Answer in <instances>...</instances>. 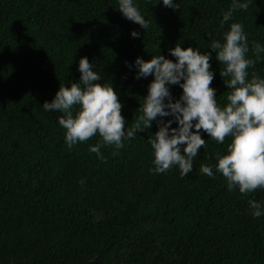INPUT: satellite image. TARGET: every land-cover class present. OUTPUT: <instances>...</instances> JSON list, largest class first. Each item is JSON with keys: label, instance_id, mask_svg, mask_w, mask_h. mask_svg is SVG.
I'll return each mask as SVG.
<instances>
[{"label": "trees", "instance_id": "trees-1", "mask_svg": "<svg viewBox=\"0 0 264 264\" xmlns=\"http://www.w3.org/2000/svg\"><path fill=\"white\" fill-rule=\"evenodd\" d=\"M239 2L248 9L221 28L232 0H173L178 9L134 0L149 21L144 32L119 0H0V264H264V215L254 217L248 204L264 206V189L244 195L215 168L213 177L200 172L231 137L219 144L201 131L206 144L187 176L178 167L155 173V120L117 155L101 147V160L89 150L99 135L69 149L61 113L42 106L60 84L79 83L86 56L100 83L118 93L131 127L154 79L136 78V58L175 61L169 50L178 44L211 52V87L223 107L228 90L211 41L240 23L250 48L264 46V0ZM248 71L264 78V53ZM168 87L174 100L182 94Z\"/></svg>", "mask_w": 264, "mask_h": 264}, {"label": "clouds", "instance_id": "clouds-1", "mask_svg": "<svg viewBox=\"0 0 264 264\" xmlns=\"http://www.w3.org/2000/svg\"><path fill=\"white\" fill-rule=\"evenodd\" d=\"M163 5L179 8L173 0H163ZM248 7L247 2L232 0L223 13L220 27L232 19L235 11H246ZM118 9L144 32L148 29L149 21L142 16L134 0H119ZM131 36L137 38L140 33L133 30ZM210 49L216 53L219 65H223L220 76L228 90L223 107L211 87L214 79L211 52L202 53L198 48H182L178 44L169 50L175 61L161 54L148 60L136 58V78L153 75L154 79L138 108L142 114L131 127H125L118 93L111 83H100L101 75L93 71V64L86 56L79 60V83L60 84L52 101H45L42 106L45 111L61 113L58 123L65 130L69 149L99 135L101 142L90 146L89 150L101 160H105L101 147L114 146L117 151L113 155H117L125 139L149 129L155 120L158 130L149 139L154 156V169L150 171L155 173L178 167L181 176H187L193 170L194 158L206 144L201 131L219 144L231 137L225 153L217 154L215 165L202 164L200 172L213 177L215 168L225 178L230 191L238 188L241 194L253 193L264 189V78L255 71L249 78L248 70L255 68L264 46L253 42L250 48L242 25L231 23L229 30L223 33V41L212 40ZM250 51L256 59L248 58ZM169 85H179L182 89L178 99H173ZM169 116L172 119H163ZM173 121L176 127H172ZM248 204L254 217L264 215L261 203L252 199Z\"/></svg>", "mask_w": 264, "mask_h": 264}]
</instances>
